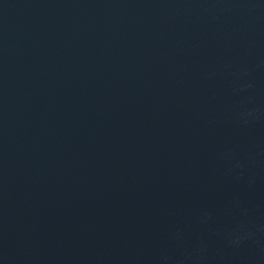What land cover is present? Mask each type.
<instances>
[{
  "label": "water",
  "instance_id": "95a60500",
  "mask_svg": "<svg viewBox=\"0 0 264 264\" xmlns=\"http://www.w3.org/2000/svg\"><path fill=\"white\" fill-rule=\"evenodd\" d=\"M0 264H264V0H0Z\"/></svg>",
  "mask_w": 264,
  "mask_h": 264
}]
</instances>
